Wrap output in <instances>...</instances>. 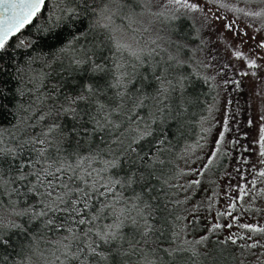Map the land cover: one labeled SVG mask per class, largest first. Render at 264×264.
<instances>
[{"label":"snow or ice","instance_id":"6c2138e0","mask_svg":"<svg viewBox=\"0 0 264 264\" xmlns=\"http://www.w3.org/2000/svg\"><path fill=\"white\" fill-rule=\"evenodd\" d=\"M0 6L10 12L0 20V100L11 92L15 109L13 120L0 124V250L17 235L29 241L17 253L19 261L0 256V264H33L34 255L43 264H201L197 246L209 235L188 239L189 228L200 222L201 210L211 214L220 193L213 189L206 206L202 201L188 215L177 214L189 189L202 183H173L188 175L171 167L174 158L187 159L203 147L197 141L175 151L184 134L188 88L193 77L208 83L219 76L225 85L264 78V0H0ZM178 20H191V31L177 34L169 22ZM157 21L166 34L144 40ZM208 70L215 76L205 75ZM5 75L13 82L10 90ZM259 119L258 151L230 141L241 164L250 163L248 152L264 165V113ZM169 121L177 126L172 137L164 128ZM201 131L211 129L202 122ZM230 131L226 114L197 176L226 155L221 148ZM252 168L250 181L240 167L234 171L255 185L264 171ZM161 182L183 191L184 199L165 197L161 205ZM229 188L237 195L224 193L229 202L215 211L206 233L227 229L217 243L243 240L242 249L264 248L254 238L264 235V227L235 214L246 197H264V191L239 183Z\"/></svg>","mask_w":264,"mask_h":264},{"label":"rangeland","instance_id":"374dc122","mask_svg":"<svg viewBox=\"0 0 264 264\" xmlns=\"http://www.w3.org/2000/svg\"><path fill=\"white\" fill-rule=\"evenodd\" d=\"M230 2L235 4L236 0H230ZM238 6L244 7L245 5L241 4ZM251 7L257 8L258 10L260 6L252 5ZM194 15L200 16L201 14L197 13ZM228 15L231 18L232 14L229 13ZM187 21L188 20H185V25H187ZM248 22L251 23V21ZM141 23L144 24L145 22L142 21ZM169 23L175 25V31L182 29V25H184L179 20ZM196 24L199 26V20H197ZM238 26L243 27L244 22L242 21ZM165 27L166 26L164 24H161L158 21L154 22L151 25V32L144 34L143 39H154L157 34L161 36L165 35L166 32L163 31ZM254 27H259V22H256L254 24ZM248 35H253V29H248ZM229 36H231V34H229ZM245 51H247V46H245ZM221 54L223 55V53ZM204 74L208 76H215V72L212 70H208L204 72ZM228 75L232 76L233 74L232 72H229ZM260 75L261 77H264V73H261ZM233 79L240 80L241 78L239 76H233ZM211 81L216 87V95L212 100V103L210 104V108L208 109L209 113H207L208 115L203 118V127L205 129H211V131L203 133L206 135V142H204L205 138L201 140L202 143L200 141V143L204 147L203 156H207L210 152V149L215 146L214 141L217 138L219 131L222 129L223 120L226 114L228 116L229 127L231 131L226 133L225 142L221 148V152L225 150L230 151V149L232 148V152L234 153V155L233 153L231 154V152H229V170L226 172L225 177L220 179V183L216 187L212 186L201 189L200 193L203 194L202 198L198 197V194L196 193L193 194L190 200L191 205L189 206L190 208L188 207L189 210H187V212H191L192 206L200 205L202 201L206 206V197L211 194V190L214 189L216 192L220 193V195L216 197L215 207L213 208L211 214H209L206 210H201L198 213L200 218L199 224H201V226L197 229V232L202 231V234L204 235H212L216 236L218 238L217 240H224L225 237L230 234L227 229L220 230L218 234L213 235L206 233V227L210 226V224L214 222L215 211L217 209L221 211L225 210V206L229 201L224 196V193L227 192L229 196L237 195L236 192L230 190L229 184L235 186L237 183H239L245 185L247 188H255L264 191V182L260 183V178L256 180L255 185L246 184L245 180H241L239 178L240 174L234 171L235 168L240 167L243 175L248 181H250L254 179L253 173L256 171V169L252 168V165L255 164L257 168L262 171H264V165H260L258 163L257 156L252 155L248 152H245L244 156L251 157L250 163L241 164L238 159H236L239 152V148H234L233 145L230 143V141L233 139H239L241 145L250 148L255 147L258 151V145L253 144V141L258 140V128L261 123L259 117L262 113H264V78L256 79L249 76L247 78H244L240 85H225L223 84L222 78L219 76H217L216 79ZM249 120L253 122L251 126L248 123ZM245 133L247 134V138H244L243 136V134ZM198 149L199 148H195V150L189 154L187 159H183V163L185 165L191 164L192 168H195L197 166V163L199 162L202 156L201 154H198L200 150ZM195 161L197 163H195ZM199 166L200 164H198V167L194 170H198L200 168ZM194 170H192V173H195ZM228 173L232 174L231 177L227 176ZM192 178L193 177H191V179ZM247 203L248 205L250 204L249 207L247 206ZM241 208L244 209L243 212L240 211ZM235 214L238 217H241L240 222L242 223H251L260 227H264V197H257L254 195L251 197H246L244 201L238 204V209ZM232 231L238 232L244 236L250 235V233H247L246 231L241 230L238 227H234ZM254 238L258 240L261 244H264V235L256 234ZM244 242L245 241L240 240L238 244L235 245L231 244L230 242H226L223 244H211L218 253L220 251L224 254H227L225 244H228L231 249L228 250H230V252L232 251L233 255H235L237 261L240 264H264V248H257L254 250H248L246 248L242 249L240 245ZM250 242L251 241H249V243ZM209 249H211L210 246Z\"/></svg>","mask_w":264,"mask_h":264},{"label":"trees","instance_id":"16d2710c","mask_svg":"<svg viewBox=\"0 0 264 264\" xmlns=\"http://www.w3.org/2000/svg\"><path fill=\"white\" fill-rule=\"evenodd\" d=\"M35 23L40 24V25H45L47 24V21L45 19H38L35 21ZM183 24L184 25H182V29L175 31L179 35H184L191 31V24H192L191 20L187 21V25H185V20H184ZM28 31H32L35 34L34 29H32L31 26H29ZM173 38H175V36H173ZM13 42H15V38H13ZM104 54L108 55L107 52H105ZM19 59L20 57L17 56V60ZM5 62L7 63V57L5 58ZM68 78L69 80L72 79L71 76H69ZM76 79L78 80L79 77H77ZM2 82L5 84L6 88H8L9 90L13 87V82L8 78L7 75H5ZM140 86L141 85L137 84V87H140ZM71 88H72V85L69 84L65 87V91H68ZM133 91H135V89H133ZM146 91L152 92L153 89L148 88L146 89ZM188 93H189L190 104L187 106L188 110L185 113L184 134H183L182 139L180 140L179 146L175 150L177 153H179L182 150L185 144L195 145L197 141L200 142L201 136L205 138L204 142H206V135L203 134L204 132L201 131V123L203 122V118L208 115L207 113H209L208 109L210 108V104L212 103V100L214 99L216 95V87L211 80L208 83H205L203 79L193 77L192 82L190 83L189 88H188ZM27 102H28V98H25V103ZM0 103H3L5 108L7 109V111L0 112V124L8 125V123L13 120L11 113L15 111V109L11 107V104H12L11 92H9L8 98L0 100ZM146 111L147 110H145V112H143L142 115L146 114ZM164 128H165L166 134L169 137H172V135L177 132L176 124L171 121H169L168 124L164 126ZM172 142L175 143V140H173ZM199 149H198L199 150L198 154H201L202 156L198 163L195 161V163H197V166L195 168H192L191 164L185 165L183 163V158H180L179 156L174 158V162L171 165V167H174L177 169H183L185 172L188 171L187 172L188 175L178 177L177 179L173 180V183H180V184L187 185V183L190 180L200 179L202 181L201 185L199 186L193 185L191 189H189L187 193V195L190 197L189 201L186 204L180 205L177 208V214H180V215H188L187 210H189L188 207L191 205L190 200L193 194L196 193L198 194V197L202 198L203 194L200 193L201 189L212 187V186L216 187L220 183V179L225 177L226 172L229 170L228 168V164L230 161L229 152H231V154L233 153L232 148L230 149V151H227V150L222 151V153H226V155H220L216 166L213 167L210 171H207L204 175L197 176L195 173H192V170L196 169L198 167V164H200L199 167H201V165L206 162L204 159L206 156L205 157L203 156L204 147L199 148ZM221 164L223 165V167L220 166ZM191 177L193 178L191 179ZM260 179L262 180L264 178H260ZM260 183L262 182L260 181ZM156 187L161 197V200H160L161 205L165 203V197H167L168 199H180V200L184 199L185 193L183 191L179 189H169L167 185L163 184V182L158 183ZM247 206L249 207L250 204L248 205L247 203ZM169 207H172V205H169ZM188 219H192V217L188 216ZM200 226L201 224L198 223L194 229L190 227L189 228L190 234L188 235L187 238L195 240V239H199L201 235H204L202 234V231L197 232V229ZM217 239L218 238L216 236L209 235L208 241L197 246L198 250L201 253V255L198 257V260L201 262V264H240L237 261L235 255H233L232 251L230 252L231 249L228 246V244H225L227 254H224L220 251L218 253L213 248V245L211 243L216 244L218 241ZM28 243L29 241L25 240L23 236H19V235L14 236L12 237V245L9 246L6 251L0 250V256H9L11 260L19 261L20 256H18L17 253L20 252L21 247L26 246ZM209 246L211 247V249H209ZM45 247L46 246L41 245L40 251H45ZM45 255H47L46 251H45ZM132 259L135 260L136 258L133 257ZM32 262L33 264H43L42 258L39 255L32 256Z\"/></svg>","mask_w":264,"mask_h":264},{"label":"water","instance_id":"95a60500","mask_svg":"<svg viewBox=\"0 0 264 264\" xmlns=\"http://www.w3.org/2000/svg\"><path fill=\"white\" fill-rule=\"evenodd\" d=\"M9 15H10L9 10L0 6V20L7 19Z\"/></svg>","mask_w":264,"mask_h":264}]
</instances>
